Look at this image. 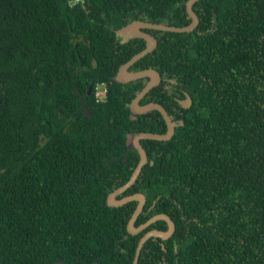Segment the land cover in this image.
Here are the masks:
<instances>
[{
  "label": "trees",
  "instance_id": "trees-1",
  "mask_svg": "<svg viewBox=\"0 0 264 264\" xmlns=\"http://www.w3.org/2000/svg\"><path fill=\"white\" fill-rule=\"evenodd\" d=\"M186 1L0 0V264H131L145 231L167 229L131 234L136 201L106 204L138 161L127 134L166 130L158 110L130 111L148 78L115 77L145 41L116 30L187 25ZM191 7L189 32L143 29L156 46L128 70L159 73L138 103L162 105L173 132L140 140L117 198L144 196L135 225H175L137 264H264V0Z\"/></svg>",
  "mask_w": 264,
  "mask_h": 264
},
{
  "label": "water",
  "instance_id": "water-1",
  "mask_svg": "<svg viewBox=\"0 0 264 264\" xmlns=\"http://www.w3.org/2000/svg\"><path fill=\"white\" fill-rule=\"evenodd\" d=\"M196 0H187L185 3V8L187 14L190 16V22L184 26H169L161 23H149L144 22L138 19H134L130 21L128 24L122 26L116 31L123 37L125 40L127 37H140L145 41V46L140 51L133 54L127 61L120 64L118 67L115 80L119 82H127L131 81L143 76H147V81L145 85L135 94V96L131 99L129 104V109L132 113H142L149 109H156L162 115L164 122L166 124V130L163 133H155V132H130L127 134L125 138V144L128 148L135 150L138 153V161L132 170L129 178L119 187L108 193L106 197V204L109 206H118L127 201L135 200L136 205L131 215L129 216L126 223V230L131 234H135L140 232L142 229L147 227L152 222L163 219L167 223L166 230H158V229H149L145 231L140 238L138 239L133 260L131 264H137L138 256L140 253V249L145 242V240L150 236H159L161 238L169 237L174 230V222L173 220L164 213L155 214L149 217L145 222L140 223L139 225H135L134 221L137 215L142 210L145 198L141 193H131L124 195L122 197L117 198V195L122 193L127 187H129L134 180L136 179L142 165L146 162V153L144 148L142 147L140 140L141 139H157V140H166L168 139L173 132V125L171 119L162 105L156 102H147L145 104H139V100L142 96L154 85H156L160 81V75L157 71L151 68H142L136 71H128V67L133 64L136 60L142 57L145 53L151 51L156 46V39L153 35L145 32L144 28L158 29L163 31H174V32H189L191 31L198 22V17L196 13L192 10V3ZM90 86L88 88L89 92ZM182 106L189 105V98L186 96L184 99L179 101ZM53 264H65L62 261H55Z\"/></svg>",
  "mask_w": 264,
  "mask_h": 264
},
{
  "label": "rangeland",
  "instance_id": "rangeland-1",
  "mask_svg": "<svg viewBox=\"0 0 264 264\" xmlns=\"http://www.w3.org/2000/svg\"><path fill=\"white\" fill-rule=\"evenodd\" d=\"M103 88H104V85L99 84V85L97 86V89H95V90H96L95 95H96L97 97H100V96L102 95Z\"/></svg>",
  "mask_w": 264,
  "mask_h": 264
},
{
  "label": "clouds",
  "instance_id": "clouds-1",
  "mask_svg": "<svg viewBox=\"0 0 264 264\" xmlns=\"http://www.w3.org/2000/svg\"><path fill=\"white\" fill-rule=\"evenodd\" d=\"M71 3H73V1H71ZM128 38V37H127ZM129 71V70H128ZM101 85H103V84H101ZM104 91H105V89L103 88V92H102V95L99 97V98H101L102 96H103V94H104ZM97 97V96H96Z\"/></svg>",
  "mask_w": 264,
  "mask_h": 264
},
{
  "label": "flooded vegetation",
  "instance_id": "flooded-vegetation-1",
  "mask_svg": "<svg viewBox=\"0 0 264 264\" xmlns=\"http://www.w3.org/2000/svg\"><path fill=\"white\" fill-rule=\"evenodd\" d=\"M129 68V67H128ZM97 99L99 100V97H97ZM184 99V98H183ZM180 103V102H179Z\"/></svg>",
  "mask_w": 264,
  "mask_h": 264
}]
</instances>
